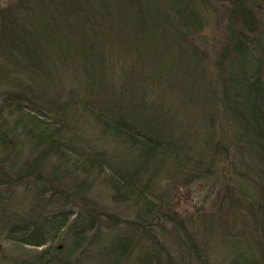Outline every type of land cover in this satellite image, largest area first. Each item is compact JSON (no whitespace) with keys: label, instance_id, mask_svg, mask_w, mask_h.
<instances>
[{"label":"trees","instance_id":"16d2710c","mask_svg":"<svg viewBox=\"0 0 264 264\" xmlns=\"http://www.w3.org/2000/svg\"><path fill=\"white\" fill-rule=\"evenodd\" d=\"M136 1L27 0L0 13V231L29 249L9 264H210L204 240L156 185L175 175L182 185L203 179L226 155L212 129L220 113L234 153L247 135L264 164V30L247 1L220 0L229 9L217 18L223 39L211 80L194 44L205 21L196 6L209 0ZM79 61L85 67L76 70ZM6 66L12 78L1 74ZM69 69L79 78L67 79ZM86 121L94 128L87 141ZM96 184L132 218L93 201ZM20 188L43 208L7 210ZM51 199L54 211L45 209ZM246 202L258 240L264 208ZM56 240L67 246L47 245ZM256 246L231 241L221 262L264 264V244Z\"/></svg>","mask_w":264,"mask_h":264},{"label":"rangeland","instance_id":"374dc122","mask_svg":"<svg viewBox=\"0 0 264 264\" xmlns=\"http://www.w3.org/2000/svg\"><path fill=\"white\" fill-rule=\"evenodd\" d=\"M246 1L254 10V16L257 22H259L258 27L264 30V2L261 0L256 3L255 0ZM134 4L139 5L136 0H134ZM143 4L148 5L151 3H149V0H146ZM13 6L16 8L26 7L27 0H0V13ZM196 9L198 10L200 18H204L205 21L203 30L198 32L194 37V44L202 50L203 56L208 57L205 58V61H207L206 64L202 62V70L203 74L206 75L205 77L211 80L212 75L216 73V69L213 68L214 65L212 64L214 59L213 50H218V41L223 39V32L220 30V24L222 23H220L217 18H227L222 17V15L224 11H228L229 6L227 1L209 0L206 7L204 5L200 7L196 6ZM19 18H21V15H19ZM74 67L77 70L85 66L79 61L73 68ZM75 69H69L67 79L75 81L79 78V73H76ZM9 70L10 68L6 66L5 72H1L7 79L9 77L12 78L9 76L12 75L9 73ZM178 85L179 87L185 88H181L185 92L188 90H195L193 87H185L182 82ZM0 89H2V87H0ZM202 92L203 87L200 86L197 94L202 96ZM208 93L209 85L205 87L204 96ZM217 104V101H214V103L212 102V106L214 105L216 107ZM218 113H220V110ZM221 116H223V114L220 113L215 116V119L213 118L212 129L215 141H221L228 147L226 155L220 157L212 164L211 168L204 171L203 179L194 180L190 184L182 185L181 176H168V178L162 177L159 184L155 187L156 192H167L164 194H167L168 204L190 222L192 225L190 230L193 236H197V240H199V238H201L202 241L204 240L205 254L208 256L210 264H224L221 261L228 255L227 248L230 249L231 241H239L246 238L248 239V243L251 246L250 250L252 249V251L257 249L256 244L260 243L261 246L264 244L263 234L261 235L259 232L258 240L254 237L256 236V232L251 226V220L248 217L247 211L240 203L250 199L251 201L246 202V204L248 205L250 202H253L254 210L261 209L262 207L264 208V164L257 159L256 148L247 143L250 140L247 135L246 137L240 138L239 155L234 153V142L237 140L234 138L233 142L231 136L233 132L231 123L229 124L222 119L220 121L219 117L221 118ZM197 118L200 119L196 127L200 131L205 130L206 126L204 125L203 119L201 117H196L195 119ZM85 123L88 125H85V133L83 136L87 141L93 137L94 128L90 122L86 121ZM237 137L239 138L238 135ZM1 156L0 154V157ZM240 157L241 159L239 160ZM241 160L243 161L241 162ZM242 177L250 182L239 180ZM91 199L101 205H108V210L118 214L120 218H132L131 212H129V209L125 206L114 207L109 203L107 191L102 185H95L93 193H91ZM7 204H10V206H8L9 208H5L10 212L15 210L24 213L27 208H35V210H41L43 208L42 203L39 206L33 191L30 192V194H26L25 188H20V190L14 194L13 198H10V201L6 203V205ZM58 206V203H55V200L51 199L45 209L54 211ZM253 206H251V208ZM71 211L74 214L77 213L73 208H71ZM263 219L264 218L261 217V220L264 222ZM1 227L0 219V228ZM107 237L110 236L107 235L103 237L101 240L102 244L107 242ZM47 245L58 247L59 250L67 246V244H63L61 240H56L54 242L47 241ZM260 251L261 254H264V252H262L263 250ZM28 252V248H22L6 240L5 234L0 231V264H9L15 260L22 259L28 255ZM256 255L258 257L257 250L255 254H250V257L255 258ZM83 264L92 263L86 260Z\"/></svg>","mask_w":264,"mask_h":264}]
</instances>
